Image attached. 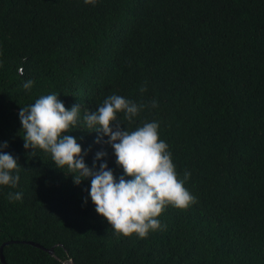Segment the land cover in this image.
Wrapping results in <instances>:
<instances>
[{
    "label": "trees",
    "instance_id": "trees-1",
    "mask_svg": "<svg viewBox=\"0 0 264 264\" xmlns=\"http://www.w3.org/2000/svg\"><path fill=\"white\" fill-rule=\"evenodd\" d=\"M50 92L81 117L113 93L145 104L118 119L159 122L195 202L167 206L146 237L115 234L88 179L23 147L19 109ZM69 134L89 166L103 150L119 177L107 137ZM0 141L20 176L0 186V248L19 240L4 245L7 264H264V0H0Z\"/></svg>",
    "mask_w": 264,
    "mask_h": 264
},
{
    "label": "clouds",
    "instance_id": "clouds-1",
    "mask_svg": "<svg viewBox=\"0 0 264 264\" xmlns=\"http://www.w3.org/2000/svg\"><path fill=\"white\" fill-rule=\"evenodd\" d=\"M83 2L94 6L97 0ZM32 84L29 79L22 86L30 90ZM151 106L156 107L157 101L153 100ZM145 107L143 103L113 93L95 111L86 109L81 117L79 104L65 107L59 94L50 92L22 106L18 112L24 130L23 147L49 153L54 165L64 173L67 169L66 175H71L75 184L88 179V197L114 233L125 236L135 233L140 238L162 227L158 217L167 206L184 209L196 200L185 187L190 173L185 171L182 178L178 177L168 145L159 138V122L146 121L129 130L118 119L122 114L131 123ZM76 128L96 131L97 143L107 137L115 162L123 170L119 177L101 159L107 155L103 150L95 152L91 166L86 163L89 149H82L77 142L80 138L69 134ZM7 147V141H0V186L15 188L20 179L19 164L17 158L4 151ZM97 161H100L98 166ZM22 195L19 191L9 192L7 198L21 200Z\"/></svg>",
    "mask_w": 264,
    "mask_h": 264
},
{
    "label": "water",
    "instance_id": "water-1",
    "mask_svg": "<svg viewBox=\"0 0 264 264\" xmlns=\"http://www.w3.org/2000/svg\"><path fill=\"white\" fill-rule=\"evenodd\" d=\"M13 241H19V240H10V241H8V242H13ZM8 242H5L4 244H2V246H1V248H0V256H1L2 261H3L5 264H7V263H6V259H5V256H4L3 248H4V245H5L6 243H8ZM26 242H28V243H30V244H33V245H35V246H37V247L43 248V249L47 250L48 252H50L51 254H54V248H47V247H45L44 245H42V244H40V243H37V242H35V241H26ZM67 263H68V264H75L71 259H70Z\"/></svg>",
    "mask_w": 264,
    "mask_h": 264
}]
</instances>
